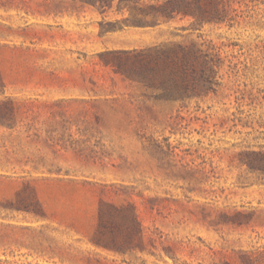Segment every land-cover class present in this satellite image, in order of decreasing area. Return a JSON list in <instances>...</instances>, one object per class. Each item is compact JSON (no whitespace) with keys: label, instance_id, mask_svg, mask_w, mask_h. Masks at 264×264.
Listing matches in <instances>:
<instances>
[{"label":"rangeland","instance_id":"rangeland-1","mask_svg":"<svg viewBox=\"0 0 264 264\" xmlns=\"http://www.w3.org/2000/svg\"><path fill=\"white\" fill-rule=\"evenodd\" d=\"M89 1L95 50L71 54L61 68L78 98L0 99V173L12 175L0 179V199H14L17 189L28 195V180L47 215L18 213L13 220L28 229L11 226L0 257L17 264H221L235 262L238 248L264 245V221L234 215L264 207V174L240 160L264 149V100L248 96L264 89V26L166 19L154 14L165 0ZM17 3L0 0V11ZM258 6L264 11V2ZM105 31L109 44L138 49L210 41L219 57L212 83L201 85L197 66L185 70L190 88L179 94L162 61L154 72L129 61L128 73L147 76L126 78L97 56ZM23 163L44 179L20 178ZM34 164L42 166L38 174ZM99 198L134 205L152 252L120 254L94 242Z\"/></svg>","mask_w":264,"mask_h":264},{"label":"trees","instance_id":"trees-1","mask_svg":"<svg viewBox=\"0 0 264 264\" xmlns=\"http://www.w3.org/2000/svg\"><path fill=\"white\" fill-rule=\"evenodd\" d=\"M103 1L102 7H110L111 3L107 0H92ZM239 5H245V8L234 6V2ZM251 2H244L243 0H165L154 6V14H161L163 18H174L178 14L192 15L198 23L202 22H226L227 25L233 26L242 23L254 25L257 27L264 26V11L258 7L263 0H247ZM251 6V7H250ZM176 45L174 49L169 51L163 50L166 43L152 45L146 48H130V49H104L97 53V56L105 65H110L116 72H119L126 78H134L133 76L147 75H131L124 66L127 62L135 60L143 66L144 70L154 72L161 65L159 61L164 62V66L170 71L173 76L171 80L176 86L179 94L189 90V81L185 70L195 69L200 67V83L202 86L212 83V78L215 73L214 67L217 64L216 60L219 58L217 52H214V46L210 41L203 40L199 44L196 42H189L188 44L173 43ZM163 56H166L164 60ZM260 61L264 64V53L261 55ZM159 65V66H158ZM139 74V73H138ZM141 74H145L144 71ZM143 76V77H142ZM146 78V77H145ZM248 96L251 102H262L264 100V89L256 88L255 91L249 90ZM13 104L10 99L7 103ZM37 136V134H34ZM241 162L246 163L249 169L264 174V149L250 150L245 153V157H241ZM28 163L20 164L23 175L20 178L27 176L33 180L44 179V175L38 174L37 171L42 169V166L31 165L35 170L32 174L29 170H24ZM42 172V171H40ZM12 175L0 173L1 178H11ZM23 186L30 191L28 195H23L22 191L17 189L14 192L15 198H1L0 199V239L2 240L7 235V230L13 225H20L21 223L15 219L18 213L27 212L33 213L38 218H45V207L41 202L36 187L30 185L28 180L22 181ZM8 208H15L16 215L10 213ZM239 222L243 220H250L252 217H257L264 221V207L258 212L252 209L247 212H235ZM243 218V219H242ZM96 226L94 242L98 246L107 249H112L120 254L132 252L134 250H151L147 242L151 241L146 237L144 230L139 220L135 207L132 203L127 202L120 205H115L113 202L99 198L98 207L96 211ZM18 222V223H14ZM23 229H28V226H20ZM152 252V250H151ZM236 259L232 262L228 259H223L221 264H264V245H258L252 248L236 249ZM100 264V260L96 259ZM121 262L128 264V261L122 259ZM87 263H92L88 258ZM0 264H17L8 258L0 257ZM141 264H146L144 261ZM158 264V263H153Z\"/></svg>","mask_w":264,"mask_h":264},{"label":"crops","instance_id":"crops-1","mask_svg":"<svg viewBox=\"0 0 264 264\" xmlns=\"http://www.w3.org/2000/svg\"><path fill=\"white\" fill-rule=\"evenodd\" d=\"M17 1L0 11V99L17 103L77 99L78 85H71L61 68L71 54L88 55L95 50L94 3ZM110 36V31L99 34L98 50L138 47L111 45Z\"/></svg>","mask_w":264,"mask_h":264}]
</instances>
